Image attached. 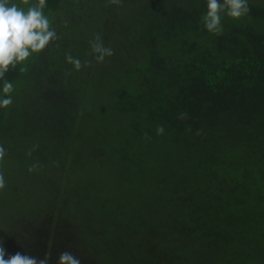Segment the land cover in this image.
Segmentation results:
<instances>
[{
  "label": "trees",
  "instance_id": "trees-1",
  "mask_svg": "<svg viewBox=\"0 0 264 264\" xmlns=\"http://www.w3.org/2000/svg\"><path fill=\"white\" fill-rule=\"evenodd\" d=\"M248 7L240 19L222 14L213 34L207 0H46L45 14L73 15L62 26L58 15V39L5 75L14 91L0 108V145L16 161L0 167L6 259L264 264V0ZM116 8L124 38L113 43ZM96 13L95 43L114 53L103 61L77 36ZM70 50L89 63L88 79L58 74ZM97 74L106 96L94 94ZM36 134L72 140L70 156L44 154L48 142L27 155Z\"/></svg>",
  "mask_w": 264,
  "mask_h": 264
},
{
  "label": "clouds",
  "instance_id": "clouds-1",
  "mask_svg": "<svg viewBox=\"0 0 264 264\" xmlns=\"http://www.w3.org/2000/svg\"><path fill=\"white\" fill-rule=\"evenodd\" d=\"M24 4H29V0H22ZM46 0H38L36 4L30 5L25 11L15 3L10 4V0H0V80L4 81L3 93L0 97V108L9 107L13 101L11 93L14 91L13 84L5 79V75L18 65L24 64L34 53H41L49 45L58 39L56 31L52 28L47 16L44 15L43 8ZM250 11L248 0H207V12L202 17L205 28L213 34L223 32L222 14H226L233 19H240ZM92 51L99 53L96 57L103 61L105 56L113 55L110 48H105L101 43H93ZM67 62L74 65L76 70L82 66L78 58L66 57ZM25 71V68H21ZM157 133H163V126L157 127ZM30 149L27 155L31 156ZM5 149L0 145V167L3 166ZM35 165L29 168L33 171ZM6 188L4 175L0 173V191ZM5 248L0 244V264H50V255L45 254L44 258L25 255L20 252L8 256ZM57 264H81L80 260L71 252L63 251L59 254Z\"/></svg>",
  "mask_w": 264,
  "mask_h": 264
},
{
  "label": "rangeland",
  "instance_id": "rangeland-1",
  "mask_svg": "<svg viewBox=\"0 0 264 264\" xmlns=\"http://www.w3.org/2000/svg\"><path fill=\"white\" fill-rule=\"evenodd\" d=\"M75 1H81V0H75ZM38 2V0H29V4H24L22 2V0H12L11 3H15L17 4L19 7L23 8L25 11L27 10V8L32 5V4H36ZM77 5V8H79V2L76 3ZM85 7H86V3H85ZM74 10V9H73ZM98 11V10H97ZM115 11H121L122 14L120 15V18H119V14L117 12H115V16H112L110 17V22L108 24L109 28L106 32V37L109 39L110 42H117L118 38H124V9H119V8H116ZM81 10L80 9H75V13H80ZM100 12V11H99ZM70 15L68 16V13H64L63 14V10H59L57 11L56 13L54 14H45V16L48 17L50 23H51V26L53 24L56 23L57 21V16L59 15L61 17L59 21L60 25L62 26L63 25V22L65 21L66 18H70V16L73 15V12H70L69 13ZM99 14L96 13L95 17H91L89 18V22H90V25L88 24V22H84L85 24H77V27H80L78 28L79 30L77 31L78 32V35L77 36H80L82 37L81 39L82 40H88L90 43H91V48H92V43L95 42V39H96V30L98 29L99 27V23H100V18L102 17L101 13L100 15L98 16ZM59 19V18H58ZM54 26V25H53ZM80 37H77V40L80 38ZM90 48V50H91ZM72 50H70L68 53H63L61 54L60 56H58V59L60 60V72L58 74H68L69 75V79L72 78V77H75V82L78 81L80 75H82V77H84L85 79H88L89 78V75H90V70H91V67L90 65H88L89 63L86 62V59H83L82 58V55L81 54H76V53H73L71 52ZM94 53V52H93ZM39 54V53H38ZM37 53H34L32 54V56L28 59V60H31L32 57L38 55ZM72 56L74 58H78L82 65L81 69L80 70H76L74 68V65L71 64V63H68L67 62V59L66 57L67 56ZM100 66H103V62H100ZM101 69L99 68L98 72L100 73ZM42 74V70H41V67L40 69L38 70V73L34 75V78H32L30 82V85L29 87H35V86H38L39 84V77L41 76ZM73 75V76H71ZM100 78V75L97 74V76L93 77L94 79V94L97 95V96H103L106 94V92L104 93V91L102 89H99L97 88L98 85L100 84V81H98L97 79ZM106 96V95H105ZM92 117H87L85 119V121L83 122V124L85 125V127H88L91 125V123L93 121H91ZM17 133V131H15ZM85 138H86V141L85 143H93L95 141V139H93V133L91 131H88L87 134L84 135ZM91 140H90V139ZM52 138L50 137H47V136H41L40 134H36V136L32 137V138H29L27 139L26 142H24L25 145H29V146H32L30 148H34V146H38V147H35V148H38L40 149L44 144L45 142H48V149H45V153L44 154H47V151L49 150V146H51V150L53 149V151H58L59 149V152L57 154V156L60 155V159H64V158H67L70 156V143L72 142V140H69V141H63L62 143L63 144H58L56 142H53L51 141ZM84 144H81V145H85ZM30 150V149H29ZM50 152V151H49ZM78 152H81V150L78 149ZM52 153V152H50ZM14 153H10L9 152H6L5 154V158H4V163H3V167H7V168H13L14 167V164L16 161L13 160V155ZM53 154V153H52ZM11 156V157H9ZM18 164V163H16ZM30 174V173H29ZM27 177H28V174H27Z\"/></svg>",
  "mask_w": 264,
  "mask_h": 264
}]
</instances>
